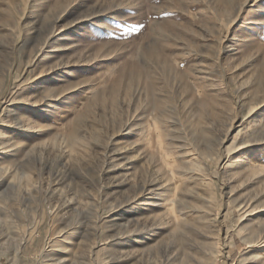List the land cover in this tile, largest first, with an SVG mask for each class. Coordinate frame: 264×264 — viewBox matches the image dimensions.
<instances>
[{
	"label": "rangeland",
	"instance_id": "rangeland-1",
	"mask_svg": "<svg viewBox=\"0 0 264 264\" xmlns=\"http://www.w3.org/2000/svg\"><path fill=\"white\" fill-rule=\"evenodd\" d=\"M262 164L264 0H0V264H264Z\"/></svg>",
	"mask_w": 264,
	"mask_h": 264
},
{
	"label": "bare ground",
	"instance_id": "bare-ground-1",
	"mask_svg": "<svg viewBox=\"0 0 264 264\" xmlns=\"http://www.w3.org/2000/svg\"><path fill=\"white\" fill-rule=\"evenodd\" d=\"M262 165H263V167H264V164H262ZM174 202H175V198L171 197V198H170V201H169V204H170V210H171L172 212H174Z\"/></svg>",
	"mask_w": 264,
	"mask_h": 264
}]
</instances>
